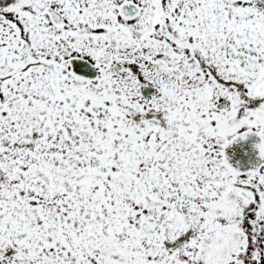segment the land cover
Segmentation results:
<instances>
[{
	"label": "snow or ice",
	"instance_id": "snow-or-ice-1",
	"mask_svg": "<svg viewBox=\"0 0 264 264\" xmlns=\"http://www.w3.org/2000/svg\"><path fill=\"white\" fill-rule=\"evenodd\" d=\"M0 264H264V0H0Z\"/></svg>",
	"mask_w": 264,
	"mask_h": 264
},
{
	"label": "water",
	"instance_id": "water-1",
	"mask_svg": "<svg viewBox=\"0 0 264 264\" xmlns=\"http://www.w3.org/2000/svg\"><path fill=\"white\" fill-rule=\"evenodd\" d=\"M251 145V141L249 142V146ZM254 159V153L249 157V160ZM248 160H245L244 163H248Z\"/></svg>",
	"mask_w": 264,
	"mask_h": 264
}]
</instances>
